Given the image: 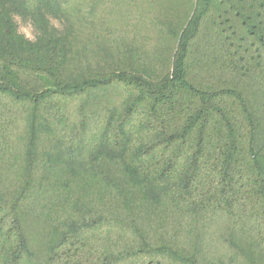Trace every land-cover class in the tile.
Here are the masks:
<instances>
[{
	"label": "trees",
	"instance_id": "16d2710c",
	"mask_svg": "<svg viewBox=\"0 0 264 264\" xmlns=\"http://www.w3.org/2000/svg\"><path fill=\"white\" fill-rule=\"evenodd\" d=\"M0 264H264V0H0Z\"/></svg>",
	"mask_w": 264,
	"mask_h": 264
},
{
	"label": "clouds",
	"instance_id": "9594fccd",
	"mask_svg": "<svg viewBox=\"0 0 264 264\" xmlns=\"http://www.w3.org/2000/svg\"><path fill=\"white\" fill-rule=\"evenodd\" d=\"M16 23L18 25V31L22 33L26 39L29 40L35 39V36L33 35L35 29L32 22L30 21L23 22L20 17H17ZM53 26L57 28L60 27V25L54 21H53Z\"/></svg>",
	"mask_w": 264,
	"mask_h": 264
},
{
	"label": "rangeland",
	"instance_id": "374dc122",
	"mask_svg": "<svg viewBox=\"0 0 264 264\" xmlns=\"http://www.w3.org/2000/svg\"><path fill=\"white\" fill-rule=\"evenodd\" d=\"M35 33H33V35H34ZM35 36V35H34ZM33 40V39H32Z\"/></svg>",
	"mask_w": 264,
	"mask_h": 264
}]
</instances>
